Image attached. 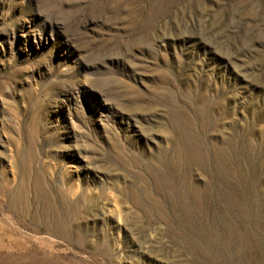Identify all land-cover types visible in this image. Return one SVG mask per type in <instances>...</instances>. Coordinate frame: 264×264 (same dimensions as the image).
<instances>
[{
  "label": "rangeland",
  "instance_id": "rangeland-1",
  "mask_svg": "<svg viewBox=\"0 0 264 264\" xmlns=\"http://www.w3.org/2000/svg\"><path fill=\"white\" fill-rule=\"evenodd\" d=\"M263 258L264 0H0V264Z\"/></svg>",
  "mask_w": 264,
  "mask_h": 264
},
{
  "label": "bare ground",
  "instance_id": "bare-ground-1",
  "mask_svg": "<svg viewBox=\"0 0 264 264\" xmlns=\"http://www.w3.org/2000/svg\"><path fill=\"white\" fill-rule=\"evenodd\" d=\"M176 115V116H175ZM175 118H177V122L175 123V125L173 124L175 130H176V136H180V142H175L176 145L174 147V160L177 162V160H179L181 157L186 156L187 157H192V158H197L198 157H195V156H200V149H199V146H200V142H199V139L196 137V136H193L191 135L190 133H188L187 130H183L181 127H184L186 124V122H184V120L181 121L178 119V115L177 114H174ZM185 128L187 129V126H185ZM200 133V132H199ZM198 133V135H199ZM202 137V136H201ZM178 138V137H177ZM187 147L188 149H190V152L187 151ZM222 149V148H221ZM221 154V153H220ZM216 159V158H215ZM172 163V162H171ZM167 164V163H166ZM173 164V163H172ZM228 171V170H227ZM176 175V174H174ZM222 175V174H221ZM170 176V175H169ZM224 177V176H223ZM184 179V177H183ZM208 182V181H207ZM222 182V181H221ZM229 183V182H228ZM187 184V183H186ZM185 184V185H186ZM207 185V184H206ZM245 185V184H244ZM189 187V186H188ZM217 188V187H216ZM189 190V189H188ZM231 190V189H229ZM228 190V191H229ZM214 192V191H213ZM184 193V192H183ZM191 200L188 201L186 200L184 197H183V201L186 203V205H190V204H195L196 206H200L201 203L203 202L201 197V194L199 191H197L195 188H191ZM174 195V194H173ZM222 199V198H221ZM226 199V198H225ZM209 201V200H207ZM211 201V200H210ZM225 203V202H224ZM203 205V204H202ZM204 206V205H203ZM239 207V206H238ZM154 208V207H153ZM247 209V208H246ZM179 210V209H178ZM249 211V210H248ZM204 216V215H203ZM260 216V215H259ZM261 217V216H260ZM229 218V217H228ZM233 219V218H232ZM258 219V218H257ZM203 220V219H202ZM256 223V221H255ZM262 224V223H261ZM259 225V224H258ZM263 225V224H262ZM245 228V227H244ZM260 229V228H259ZM258 229V230H259ZM206 233V232H205ZM247 234V233H246ZM251 236V235H250ZM246 237V236H245ZM261 239V238H260ZM199 240V238H198ZM204 240V239H203ZM246 247L248 246L247 245V241L245 243ZM259 246V245H258ZM209 247V246H208ZM254 247V246H253ZM255 252V251H254ZM249 254V253H248ZM256 255V253H255ZM259 255V254H258ZM261 255V254H260ZM247 256V255H246ZM253 256V255H252ZM250 258V257H249ZM252 258V257H251ZM264 259V258H263ZM248 260V258H247ZM256 260V259H255ZM249 261V260H248ZM253 261V260H252ZM264 262V261H263ZM249 263V262H248ZM252 264V263H251Z\"/></svg>",
  "mask_w": 264,
  "mask_h": 264
}]
</instances>
